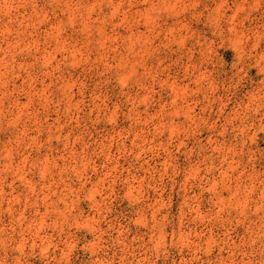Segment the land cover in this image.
Returning <instances> with one entry per match:
<instances>
[{
  "label": "rangeland",
  "instance_id": "obj_1",
  "mask_svg": "<svg viewBox=\"0 0 264 264\" xmlns=\"http://www.w3.org/2000/svg\"><path fill=\"white\" fill-rule=\"evenodd\" d=\"M0 264H264V0H0Z\"/></svg>",
  "mask_w": 264,
  "mask_h": 264
}]
</instances>
